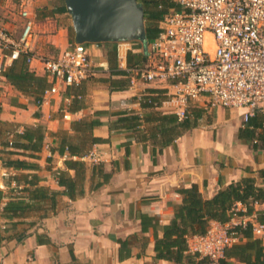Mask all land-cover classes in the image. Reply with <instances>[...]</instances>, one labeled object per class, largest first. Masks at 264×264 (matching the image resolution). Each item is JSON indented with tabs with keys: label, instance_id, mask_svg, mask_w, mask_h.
<instances>
[{
	"label": "crops",
	"instance_id": "1",
	"mask_svg": "<svg viewBox=\"0 0 264 264\" xmlns=\"http://www.w3.org/2000/svg\"><path fill=\"white\" fill-rule=\"evenodd\" d=\"M22 1V8L27 7L35 18L36 46L43 53L61 52L75 40L65 37L71 17L68 10L54 15L42 12L38 17L34 7ZM11 3L0 0L2 25L4 17H9L4 10ZM115 46L119 68L144 62L137 41L89 43L93 73L61 95L43 98L40 104L13 87L0 68V120L13 123L20 131L37 124L47 130L37 157L23 149L11 148L16 150L11 154L4 151L0 137V189L5 194L1 205L19 194L16 175L37 174L41 185L57 191L54 207L50 200L15 221L0 218V264H185L158 258L155 249L157 236H163L159 225L175 217L182 189L197 185L204 196L211 197L245 176L257 177L264 186L259 177L264 149L253 150L239 137L243 110L194 102L189 114L196 125L164 145L159 129L169 124L161 116L174 113L172 106L162 102L156 107L146 105L145 97H161L166 90L143 82L132 88L127 75H112L110 52ZM30 67L47 77L48 87L52 85L53 78L40 63ZM114 79H120L122 86L114 87ZM65 95L70 99L65 100ZM127 114L139 115L136 128L118 125L119 118ZM63 139L78 144L80 152L71 154L67 148L61 152ZM9 158L35 162L39 168L7 167ZM68 159L85 163L84 178L79 179L83 194L75 199L55 176L58 170L75 176L76 171L66 164ZM255 208L264 215V203ZM259 237L264 245V235ZM187 253L193 254L189 249Z\"/></svg>",
	"mask_w": 264,
	"mask_h": 264
},
{
	"label": "built area",
	"instance_id": "2",
	"mask_svg": "<svg viewBox=\"0 0 264 264\" xmlns=\"http://www.w3.org/2000/svg\"><path fill=\"white\" fill-rule=\"evenodd\" d=\"M172 1L175 7L160 21L158 35L148 41L146 60L124 67L130 86L162 85L166 90L162 104L172 106L179 119L197 101L213 108L243 110L244 122L257 111L264 113V0ZM19 14L23 20L19 34L0 24V68L21 55L29 65L40 63L53 78L43 98L61 95L93 73L87 43L71 41L53 56L39 53L34 16L27 7ZM91 157L97 161L94 153ZM239 210L229 221H212L204 234L189 238V251L199 260L206 259L201 264H219L225 250L240 239L237 225L250 224L256 236L264 235V222L255 213L241 215Z\"/></svg>",
	"mask_w": 264,
	"mask_h": 264
},
{
	"label": "trees",
	"instance_id": "3",
	"mask_svg": "<svg viewBox=\"0 0 264 264\" xmlns=\"http://www.w3.org/2000/svg\"><path fill=\"white\" fill-rule=\"evenodd\" d=\"M139 1L142 2L145 8L148 40H153L159 33L160 21L169 9L175 7V3L172 0ZM66 11L65 0H58V3L54 5L48 14L46 9L43 10L46 15ZM141 55L142 60H146L145 53L142 52ZM110 62L112 64V75H127L125 70L118 67L116 46L110 52ZM128 63H132L131 53L128 56ZM1 71L6 80L18 91L25 95L34 96L38 104L43 101V95L49 86V82L46 76L39 75L31 69L25 55H21L11 64L2 67ZM127 79L129 80V78ZM119 81L120 79L112 81L114 87L119 88L122 86L118 84ZM163 95L161 97L146 96V105L158 106L164 100V97L166 98L165 93ZM149 100H152V102H149ZM154 102L158 105H155ZM161 117L164 122H167L166 124H169L168 127L159 129L164 145L196 125V121L191 118L189 113L183 119H179L175 113L163 114ZM119 123L118 125L124 124L136 128L140 124V117L137 114H127L119 118ZM10 135L11 138H9ZM0 137L3 138L4 151L11 154L16 153V150L11 148L23 149L28 152L30 157H37V153L41 151L46 142L47 130L43 124H37L26 125L24 130L20 131L14 127L13 123L0 120ZM239 137L249 144L253 150L264 149V113L257 111L247 122H244L239 130ZM64 148H67L71 154L80 152L78 144L69 143L65 139L61 141L59 149L63 152ZM66 164L69 169L76 171L75 176L69 174L67 170H58L55 176L58 183L65 187L67 195L75 199L83 194L79 179L84 178L85 163L81 160L68 159ZM5 166L16 169L39 168L37 163L19 158H9ZM259 177L264 183V167L259 170ZM14 180L17 183L16 190L19 194L11 196L3 207L1 201L4 199L5 194L0 189V218L15 221V219L32 210L44 207L50 200L52 207L55 206L57 191L41 185L37 174L16 175ZM181 193L183 199L182 203L176 207L175 217L169 224L159 225L163 230V236H157L156 238L155 249L158 258L185 264H201L206 261V259H197V254L187 253L189 238L204 234L212 221H229L239 204L245 207V209L239 210V214L250 215L255 213L258 220L264 222V215L255 208L256 204L264 203V186L258 182L257 177H242L240 180L220 189L211 197L204 196L197 185L184 188ZM148 219H151V217ZM155 225L158 226V224ZM235 230L238 232L240 239L225 250V255L219 260V264H264V245L262 239L253 233V227L250 224L246 227L237 225ZM2 239L0 225V241Z\"/></svg>",
	"mask_w": 264,
	"mask_h": 264
},
{
	"label": "water",
	"instance_id": "4",
	"mask_svg": "<svg viewBox=\"0 0 264 264\" xmlns=\"http://www.w3.org/2000/svg\"><path fill=\"white\" fill-rule=\"evenodd\" d=\"M79 43L140 41L148 53L145 8L139 0H65Z\"/></svg>",
	"mask_w": 264,
	"mask_h": 264
},
{
	"label": "rangeland",
	"instance_id": "5",
	"mask_svg": "<svg viewBox=\"0 0 264 264\" xmlns=\"http://www.w3.org/2000/svg\"><path fill=\"white\" fill-rule=\"evenodd\" d=\"M11 2L12 3L9 4V6H7L4 10V12L7 14V16L9 15L10 18L5 16L2 21L4 25L9 26L10 28H16L19 34L22 28V24H23V20L20 18V14H19L22 8L23 1L22 0H11ZM56 3H58V0H27V5H29L30 8H32L31 6L34 7V10L36 11L38 17L42 16V12L44 9L51 10ZM145 22L147 24V20H145ZM66 25H67V28L65 29V37L69 38V40L75 39V30L72 24L71 17H69V19L67 20ZM34 30L37 34L38 32L37 29L34 28ZM59 51H60L59 49L57 50L50 49L47 53H43V50L39 49V47L37 48V52L48 55V56L57 55ZM235 110H238V109H235Z\"/></svg>",
	"mask_w": 264,
	"mask_h": 264
}]
</instances>
